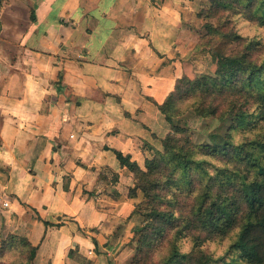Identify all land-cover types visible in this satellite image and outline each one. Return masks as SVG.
Wrapping results in <instances>:
<instances>
[{
  "label": "crops",
  "instance_id": "obj_1",
  "mask_svg": "<svg viewBox=\"0 0 264 264\" xmlns=\"http://www.w3.org/2000/svg\"><path fill=\"white\" fill-rule=\"evenodd\" d=\"M199 1L0 0V212L67 220L28 235L35 264H76L68 251L86 243L70 231H104L129 204L89 195L90 170L120 180L111 150L140 167L142 144L156 147Z\"/></svg>",
  "mask_w": 264,
  "mask_h": 264
},
{
  "label": "trees",
  "instance_id": "obj_2",
  "mask_svg": "<svg viewBox=\"0 0 264 264\" xmlns=\"http://www.w3.org/2000/svg\"><path fill=\"white\" fill-rule=\"evenodd\" d=\"M220 12L242 15L251 22L264 25V0H210L209 7L205 12H199L198 16L211 18ZM208 28L222 41L214 53L216 69L213 76H197L194 80L182 76L165 101L156 106L165 120L172 124L171 102L175 93L179 92V85L186 82L192 92H198L201 97V104L194 109L198 116L215 117L220 122L230 123L225 136H213L215 141L212 145L199 146L200 155L219 158L231 151L233 157L247 163L248 172L252 175L235 181L233 173L220 171L222 179L218 189L213 191L212 186L208 185L198 190L196 196H189L192 204L189 211L176 215L175 202L167 200V194H160L171 184L173 172L180 170L188 178L189 174L198 170L207 174L205 161L194 157L196 146L192 145L187 129L173 127L172 132L161 140L163 153L149 146L155 152L151 159L145 160V170L140 169L130 155L111 151L120 168L128 170L135 180L128 196L135 198L137 190H140L145 198L138 207L145 210V223L139 230L140 250L150 248L153 240L162 238L170 231L167 228H170L173 232L169 254L161 264H217L229 255L246 264H264V142L256 139L234 144L230 133L233 129H243L250 122L252 116L248 110L249 99L258 101L264 110V61L257 63L250 59L247 52L250 45L247 43L243 46L246 38L233 28L225 33L219 32L212 25H208ZM229 44H233L232 48L226 46ZM227 92V103L211 104V100L223 97ZM236 95L244 97L242 104L230 100ZM170 163L171 168H168L167 164ZM44 224L54 226L49 222ZM233 232L234 238L223 256L214 257L203 247L205 243L224 239ZM182 237L192 239L193 245L188 253H180L178 250L176 242ZM11 245L12 242L6 243L0 249H8ZM23 245L28 251L23 264H34L37 248L26 240ZM68 256L71 258V254Z\"/></svg>",
  "mask_w": 264,
  "mask_h": 264
},
{
  "label": "rangeland",
  "instance_id": "obj_3",
  "mask_svg": "<svg viewBox=\"0 0 264 264\" xmlns=\"http://www.w3.org/2000/svg\"><path fill=\"white\" fill-rule=\"evenodd\" d=\"M209 4L210 0H200L193 16V22L187 25L189 31L187 39L189 43L186 56L181 62L187 73L183 76L194 80L197 76H213L215 72L216 64L214 53L222 41L216 34L209 30L208 25H212L222 33L229 32L233 28L239 35L246 38L243 46L247 45V43L250 45V48H247L250 59L257 63L264 61V25L251 22L242 15H234L226 12H220L211 18H199L198 13L201 11L202 13L205 12ZM226 46L232 48L233 44ZM241 49L242 47L239 50ZM179 87V92L175 93L171 102L170 113L173 115L172 124H169L165 120L164 115L161 114L164 127L160 132L156 130L158 132V135L155 137L156 147L152 146V148L162 152L163 146L161 140L172 132V128H185L189 131L188 135L192 145L196 146V154L194 157L205 161L204 165L207 174H203L198 170L193 174H189L188 178L180 170L173 172L171 184H168L167 188L160 194H167L166 199L175 202L174 212L176 215L180 213L186 214L189 211L192 205L189 196H196L199 193L198 190H202L210 185L212 186V190L216 191L219 186V181L222 179L220 171L233 173L236 178L235 181L243 177L249 178L252 175L251 172H248L247 163L239 160L237 157H233V152L231 151L226 156L219 158L216 156L207 157L200 155L199 146L202 144L212 145L215 141V139L213 140V136H225L230 123L228 121L225 123L220 122L215 117L198 116L194 111L201 104V97H199L198 92H192V89H190L186 82L181 83ZM228 100L227 92L223 97H217V99L211 100V104L223 105ZM230 100H233V102L239 101L238 103L242 104L244 97L242 98L240 95H236L232 96ZM248 105L249 114L252 116L248 125L243 129H233L230 131L234 144L243 141H254L256 139L264 142V110L261 109L262 107H260L258 101L255 99H249ZM184 135H186L185 132ZM142 149L145 153L143 154L144 159L141 161L140 169L145 170V160L151 159L155 151L145 144H142ZM167 165L168 168H171V163ZM28 172L33 174L32 170H28ZM90 172L94 173L91 174L93 175L92 177L96 178L100 184L97 185V189L88 192L89 195L94 194L95 191L106 195L110 194V196H117V192H120V196L123 197L124 201H128L129 204H120V215L116 214V217L112 215L108 218L106 221L107 226L103 229L104 231H101L97 227L83 230L74 228V231H70L73 236H83V240L87 244L73 243L68 251V254H71L70 259L76 264H93L97 258L101 260L102 264H161L169 254L170 237L173 231L167 228L170 231H167L162 238L153 240L150 248L140 250L138 242L140 238L139 230L145 223V210L138 209V207L144 202L145 198L140 190H137L135 198L128 196L129 190L134 186L135 182L129 171H121L120 174L123 176L120 180L117 179L119 176L117 172L107 168H94ZM117 180L118 184L116 189L112 186ZM63 221L67 220L58 218L54 223H51L54 226L48 225V227H60L63 225ZM39 222L44 224V220L38 218L36 214H30V212L20 217L15 214L0 212V247L12 242L10 248L0 249V264H23L26 262L28 251L26 246L23 245V241L26 240L31 244L28 235L32 237L38 236L36 226H38ZM44 226L47 227L45 224ZM182 232H184L183 229ZM234 233H231L224 239L207 242L203 247L211 252L214 257L223 256L234 238ZM60 235L63 236V233ZM10 237H14L15 239L12 240ZM176 243L180 253H188L193 245L191 237H182ZM80 246L86 249L80 251ZM234 258L232 255H229L224 261L217 264H246ZM43 263L50 264L45 259Z\"/></svg>",
  "mask_w": 264,
  "mask_h": 264
}]
</instances>
